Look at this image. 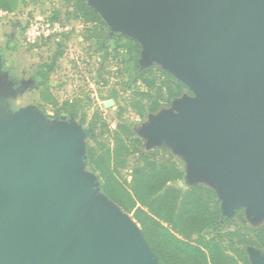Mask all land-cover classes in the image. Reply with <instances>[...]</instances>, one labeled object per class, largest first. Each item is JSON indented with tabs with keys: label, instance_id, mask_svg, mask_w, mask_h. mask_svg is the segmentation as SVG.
Segmentation results:
<instances>
[{
	"label": "water",
	"instance_id": "1",
	"mask_svg": "<svg viewBox=\"0 0 264 264\" xmlns=\"http://www.w3.org/2000/svg\"><path fill=\"white\" fill-rule=\"evenodd\" d=\"M88 4L113 31L143 40L149 56L196 96L182 115L153 122L148 137L171 140L186 153L195 176L206 174L221 188L230 213L263 210L264 0ZM12 92L0 75V99ZM5 118L0 117V264H159L113 204H93L92 225L82 224L94 186L80 174L84 132L76 124L48 131L30 111ZM69 238L72 260L46 261Z\"/></svg>",
	"mask_w": 264,
	"mask_h": 264
},
{
	"label": "rangeland",
	"instance_id": "2",
	"mask_svg": "<svg viewBox=\"0 0 264 264\" xmlns=\"http://www.w3.org/2000/svg\"><path fill=\"white\" fill-rule=\"evenodd\" d=\"M74 1L26 0V3H22L20 9L11 16L0 18V75L7 78L14 88V92L0 99V117H17L30 111L46 123L48 131L57 128L62 132L74 123L84 132L82 147L78 151V157L83 160L80 174L87 183L93 184L94 189L91 199L81 211L82 224L92 225L93 204L100 201L104 206L113 204L112 206L125 220L135 225L150 254L161 264L142 232L136 210L125 211L110 199L102 191L103 181L100 173L94 171L88 163L89 146L96 147L98 143L106 145L112 151L111 169L117 172L122 184L129 188L134 168L141 158L138 155L130 156L126 165L117 164L115 155L117 141L113 135L120 125H125L142 138L146 152L160 151L159 162L164 155H168L184 173L182 181L171 182L169 187L186 189L188 186L204 184L213 188L220 202L222 216L232 220L230 224L221 221L222 226H226L225 232H234L244 227L256 229L263 226L264 209L254 212L242 207L230 213L221 188L207 181L206 174L196 177L186 153L176 148L171 140H154L145 132L153 122L161 121L168 115H182L185 108L196 103L194 92L172 70L149 56L143 40L137 36L113 31L107 18L97 12L108 27L107 30H102V33H106L109 39L106 41L107 47L113 57L108 58L104 52H99V45L88 40L91 30L98 31V27L92 24L84 25L79 20L66 15ZM38 16L69 20L68 22L74 26V31L68 38L36 49L26 48L22 44L23 28L17 30L15 24L21 22L25 27ZM14 31L18 34L15 42L10 38ZM138 65L146 71L150 68H160L181 81L187 88L169 105L163 104L155 112H151L146 107L142 115L141 108L134 104V97L140 101V97L136 94L146 90L137 79ZM4 69L7 73L2 71ZM44 95L57 101L56 106L44 101ZM110 100L114 101V106L105 108V102ZM149 143L152 146L148 149ZM70 231L73 232L72 229ZM203 235L211 238L215 234L211 230H206ZM72 249V240L69 238L63 247L55 249L46 261L69 263L72 260ZM244 249L248 252L250 264H260V260H264V250L249 246Z\"/></svg>",
	"mask_w": 264,
	"mask_h": 264
},
{
	"label": "trees",
	"instance_id": "3",
	"mask_svg": "<svg viewBox=\"0 0 264 264\" xmlns=\"http://www.w3.org/2000/svg\"><path fill=\"white\" fill-rule=\"evenodd\" d=\"M22 2L26 3V0ZM20 5V0H0V10L9 13L19 10ZM66 15L84 25H96L99 30H91L88 40L99 45V52H104L106 57H113L107 47L106 41L109 39L106 33H102L108 27L86 0H75ZM15 26L24 28L21 22ZM136 73L137 79L146 88L136 94L140 101L134 97V104L141 108L142 115L146 107L155 112L161 105H169L187 88L160 68L146 71L138 65ZM43 99L55 106L57 104V101L46 95ZM113 136L117 141L115 155L118 165H126L130 156L138 155L141 158V164L138 162L140 165L134 168L129 188L122 184L117 172L111 169L112 151L106 145H90L88 163L100 173L102 191L110 199L125 211L136 210L142 232L161 264H250L244 247L264 250V225L256 229L244 227L225 232L226 226H222L221 221L230 224L232 220L222 216L220 202L213 188L204 184L188 186L186 189L169 187V183L184 179V173L170 160L171 157L164 155L159 162L160 151L146 152L142 138L128 126L120 125ZM206 230L214 232V237H205L203 233Z\"/></svg>",
	"mask_w": 264,
	"mask_h": 264
},
{
	"label": "built area",
	"instance_id": "4",
	"mask_svg": "<svg viewBox=\"0 0 264 264\" xmlns=\"http://www.w3.org/2000/svg\"><path fill=\"white\" fill-rule=\"evenodd\" d=\"M12 13L0 10V18L11 16ZM74 31V26L67 21H53L50 18L41 17L31 20L23 28L22 44L29 49L68 38Z\"/></svg>",
	"mask_w": 264,
	"mask_h": 264
},
{
	"label": "crops",
	"instance_id": "5",
	"mask_svg": "<svg viewBox=\"0 0 264 264\" xmlns=\"http://www.w3.org/2000/svg\"><path fill=\"white\" fill-rule=\"evenodd\" d=\"M23 1V0H22ZM21 0H20V2H21V4L23 3ZM21 6V5H20ZM41 17H43V16H38L37 18H41ZM17 30H21L20 28H17ZM17 37H18V34L17 33H15V37L14 38H11V40L13 41V42H15L16 41V39H17ZM22 42H23V40H22ZM3 72H6L7 73V71L4 69V70H2ZM1 72V71H0Z\"/></svg>",
	"mask_w": 264,
	"mask_h": 264
}]
</instances>
